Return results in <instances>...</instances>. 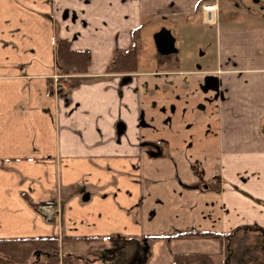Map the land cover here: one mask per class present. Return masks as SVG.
Returning <instances> with one entry per match:
<instances>
[{"label": "crops", "instance_id": "obj_1", "mask_svg": "<svg viewBox=\"0 0 264 264\" xmlns=\"http://www.w3.org/2000/svg\"><path fill=\"white\" fill-rule=\"evenodd\" d=\"M251 1L263 11L216 1L206 24L199 0H0V239H136L143 264L218 263L221 236H167L264 228V3ZM161 28L170 62L105 73L132 31L141 51ZM58 38L90 55L70 89L53 87ZM43 203L59 207L49 221Z\"/></svg>", "mask_w": 264, "mask_h": 264}, {"label": "trees", "instance_id": "obj_2", "mask_svg": "<svg viewBox=\"0 0 264 264\" xmlns=\"http://www.w3.org/2000/svg\"><path fill=\"white\" fill-rule=\"evenodd\" d=\"M204 0H199L200 6ZM137 30L131 32V44L124 50L114 53L108 64L106 74H127L137 70V55L139 53ZM157 68L161 63L166 64L170 60L168 56L157 55ZM169 59V60H168ZM90 62V55L87 50H73L68 42L57 39L55 42V69L59 76L57 84L63 83L67 88H73L78 81L86 74ZM170 62V61H169ZM52 81L48 80V90L52 92ZM59 92V91H58ZM152 147V143H148ZM253 233L254 240L249 245H243L242 234ZM217 237L223 239V259L217 264H264V228L248 225L233 229L232 231L219 235L211 232L196 231L187 229L177 231L167 238L173 237ZM62 239L58 243L53 238H26V239H0V264H143L146 258V251L136 239L109 240L99 238H83L82 243L87 246L83 254H73L70 251H59L62 247ZM100 242L97 247L92 243ZM110 245L105 247L104 244ZM104 243V244H103ZM243 249H242V248ZM172 264H213L209 256L205 254H177L174 255Z\"/></svg>", "mask_w": 264, "mask_h": 264}, {"label": "rangeland", "instance_id": "obj_3", "mask_svg": "<svg viewBox=\"0 0 264 264\" xmlns=\"http://www.w3.org/2000/svg\"><path fill=\"white\" fill-rule=\"evenodd\" d=\"M218 2L221 1V3H224L225 1H230L232 3V6L233 7H238L240 6L239 4V0H217ZM263 3H264V0H262ZM242 4L244 3L243 0H241ZM244 7H247L248 9L251 8L252 9H255V10H260L261 12L263 11L262 10V2L260 4H253L251 0H246L244 5ZM241 8L240 9H243L244 7H242V5L240 6ZM148 40V38H147ZM155 53V47H154V44H153V40H152V35L151 37H149V40L147 42H144L141 44V51L139 50V53L137 55V57L139 58V63L141 62V66L144 68L146 66H150V61H151V58L152 56L155 58V56L153 55ZM156 63L158 61V58L156 57ZM154 68H157V64H154ZM169 68V66H168ZM160 145H163V144H160ZM164 146V145H163ZM149 151H148V154H150V156H155V155H158V153H156L157 151L159 152L160 150V146L159 144H155V143H152V147H149L147 146ZM162 147V146H161ZM253 236H255L252 232L251 233H248V234H245L243 233L242 234V237L247 239L244 241V239L242 240L243 244L241 245L243 247V245H249L250 242H253L254 238ZM101 243L100 242H95V243H92L93 247H97L99 246ZM104 244V243H103ZM110 245V242L108 244H104L105 247H108ZM87 246H85L84 244L82 243H76V244H67V245H62V247H60L59 245V251H62L61 248H63V250H67V251H70L72 252L73 254H83L86 252ZM241 247V248H242ZM243 249V248H242ZM222 259H223V255H222ZM136 260L134 259V262L133 264H135ZM213 262V261H212ZM222 262V261H220ZM219 263V262H218ZM58 264H60V262H58ZM81 264V263H80ZM213 264H217V263H214Z\"/></svg>", "mask_w": 264, "mask_h": 264}, {"label": "built area", "instance_id": "obj_4", "mask_svg": "<svg viewBox=\"0 0 264 264\" xmlns=\"http://www.w3.org/2000/svg\"><path fill=\"white\" fill-rule=\"evenodd\" d=\"M217 0H205L200 5V11L202 15V22L206 24H213L216 18L217 11ZM54 89H63L64 85L57 84L56 81L53 83ZM37 210L41 213L46 221L51 220L53 213H58L59 207L56 203H43L37 206Z\"/></svg>", "mask_w": 264, "mask_h": 264}, {"label": "water", "instance_id": "obj_5", "mask_svg": "<svg viewBox=\"0 0 264 264\" xmlns=\"http://www.w3.org/2000/svg\"><path fill=\"white\" fill-rule=\"evenodd\" d=\"M256 2L257 0H253ZM153 44L155 50L160 55H168L174 51L173 39L170 32L161 28L152 35ZM207 83L212 87H215L217 82L213 79H208Z\"/></svg>", "mask_w": 264, "mask_h": 264}, {"label": "flooded vegetation", "instance_id": "obj_6", "mask_svg": "<svg viewBox=\"0 0 264 264\" xmlns=\"http://www.w3.org/2000/svg\"><path fill=\"white\" fill-rule=\"evenodd\" d=\"M171 54H172V53H170V54H168V55L171 56ZM153 55H154L155 58H156L157 55H160V54H158V53L156 52V50H155V53H154ZM168 55H161V56H168ZM155 58H154V59H155ZM155 62H156V59H155ZM155 64H157V63H155ZM162 65H163V66L166 65V63L163 62V63L160 64V66H162ZM127 74H129V73H127ZM208 85H209V84H208Z\"/></svg>", "mask_w": 264, "mask_h": 264}]
</instances>
